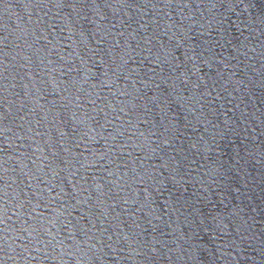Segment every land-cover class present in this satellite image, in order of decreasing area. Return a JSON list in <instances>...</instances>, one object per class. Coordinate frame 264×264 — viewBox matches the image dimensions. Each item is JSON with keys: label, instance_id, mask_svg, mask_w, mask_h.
I'll return each instance as SVG.
<instances>
[{"label": "water", "instance_id": "1", "mask_svg": "<svg viewBox=\"0 0 264 264\" xmlns=\"http://www.w3.org/2000/svg\"><path fill=\"white\" fill-rule=\"evenodd\" d=\"M0 264H264V0H0Z\"/></svg>", "mask_w": 264, "mask_h": 264}]
</instances>
